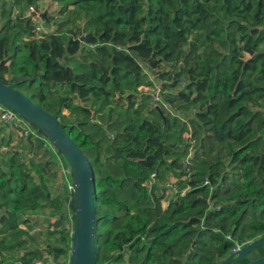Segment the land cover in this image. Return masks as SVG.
<instances>
[{
    "label": "trees",
    "instance_id": "trees-1",
    "mask_svg": "<svg viewBox=\"0 0 264 264\" xmlns=\"http://www.w3.org/2000/svg\"><path fill=\"white\" fill-rule=\"evenodd\" d=\"M15 1L38 9L39 0ZM50 1L63 17L43 34L30 16L0 10V80L58 117L90 161L96 263L219 264L234 247L228 235L239 243L263 236L264 0ZM150 72L165 83L171 111L140 90L154 86ZM2 129L1 261L49 255L63 264L73 193L72 230L53 243L20 226L32 229L24 217L44 207L61 226L68 195L51 193V166L67 163L40 131L10 147ZM171 178L176 189L163 207ZM251 253L232 264L264 256V244Z\"/></svg>",
    "mask_w": 264,
    "mask_h": 264
},
{
    "label": "water",
    "instance_id": "water-1",
    "mask_svg": "<svg viewBox=\"0 0 264 264\" xmlns=\"http://www.w3.org/2000/svg\"><path fill=\"white\" fill-rule=\"evenodd\" d=\"M47 11L40 14L44 23ZM14 83H26L27 78L14 77ZM0 105L15 112L18 116L33 125L61 153L71 170L74 186V230L68 264H97L94 249V187L93 168L71 137L60 126L59 118L51 115L39 105L31 101L21 91L12 88L0 80ZM158 111L159 108L156 107ZM264 244V235L255 241L230 253L219 264H232L245 258ZM248 264H264V256L252 260Z\"/></svg>",
    "mask_w": 264,
    "mask_h": 264
},
{
    "label": "built area",
    "instance_id": "built-area-1",
    "mask_svg": "<svg viewBox=\"0 0 264 264\" xmlns=\"http://www.w3.org/2000/svg\"><path fill=\"white\" fill-rule=\"evenodd\" d=\"M42 12L43 11L38 10L34 7H29L28 11L26 12V15H24V16L31 17L33 23L35 24V32L37 34H43V33H47L48 31H50L41 22L40 14ZM140 90L143 93L149 94L152 97V102H151L152 107L154 108L164 107L167 111H171V106L163 102L162 92L159 86L154 84V86L151 88H142ZM0 125L3 127L10 128L13 131L14 137L17 141L20 139L22 140L41 139L40 135L37 132L38 130L33 128L34 127L33 125H31L29 122H27L26 120L18 116L12 110L5 108L2 105H0ZM57 164H58L57 167L62 177L63 184L65 185L66 191L69 194L67 200L65 201V205H66L65 217H67L70 221H72V212H71L70 205L72 201V193L74 190V186L72 183L71 170L68 165L65 166L64 162L60 159V157L57 158ZM154 183H155V174H152L150 175L149 179L145 182L144 185L147 188H150ZM174 183H175V180L171 178L164 185L165 197L163 199V204L165 205H167L170 198L173 197V193L175 192V189H176V186ZM204 184L206 185L207 182H205ZM227 239L234 243V247L232 248L230 253H234L241 247L251 243V241H245V242L239 243L236 240H234L232 237H230L229 235L227 236ZM63 264H68V261L64 262Z\"/></svg>",
    "mask_w": 264,
    "mask_h": 264
},
{
    "label": "rangeland",
    "instance_id": "rangeland-1",
    "mask_svg": "<svg viewBox=\"0 0 264 264\" xmlns=\"http://www.w3.org/2000/svg\"><path fill=\"white\" fill-rule=\"evenodd\" d=\"M71 9H72V7H68L67 10H71ZM0 10H5L4 17L10 16L11 18L16 17L21 12L23 15H26V12H27V11H22V8L20 9L16 5L15 0H0ZM38 10H41L43 12L47 11V22L46 23L49 24L47 29L50 31H54L56 29L57 22L60 19H62V17H63V14H61V7L54 4L50 0H39ZM4 17H3V19H4ZM48 20H49V22H48ZM3 23H4V20L1 21L0 27L3 25ZM150 74H151L150 77L153 80V85L155 84L157 86H161V85L165 84L163 81H160L158 79V77L155 76L154 72H150ZM16 88H17V90L21 91L23 94H26L24 88H20V86H17ZM61 115H68V112L63 111ZM63 121L65 122L67 120L63 119ZM1 131H2L1 136L8 135V134L12 133V138L10 140L11 141L10 147H13L14 145H16L18 143V141L14 137L13 131L10 128L3 127V129ZM22 145L26 146L27 144L23 142ZM7 149H8V147L7 148L4 147L0 150V152L4 153L7 151ZM26 155H29V154L26 153ZM39 157H41V154H39L37 156V160H39ZM46 159H48V158H46ZM57 166H58V164L57 165L52 164V166H51V169L56 171V178L50 183V190H51V193L59 194L62 197L64 196V198H65L67 195L69 196V194L67 193V191H66V193L64 192L65 189L63 187L62 177H61L59 170H57V168H56ZM64 203H65V201H64ZM162 206L166 207L167 205L162 204ZM101 210H104V208H102ZM51 211H52L51 208L44 207L43 209H39L37 211V213H34V214H31L30 216L24 217V219H25V221L26 220L30 221L32 229L35 231H39V230L44 231V232L51 231L53 226H54V228H57L56 224H55L56 218H54V217L48 218L50 215L49 213H52ZM111 216H112V214H110L109 218H111ZM61 225L62 226H60V227L63 229L65 228L69 231L72 230V221H70L65 216H63V221L61 222ZM107 229L111 231V227H107ZM32 235H34V234H32ZM56 236H57V234H56ZM50 242H52V241H50ZM39 249H42V246ZM258 254H260V253L257 250L255 252L251 253L250 255L249 254L248 255H249V258H252L253 256H257ZM48 260H49V258H48ZM48 260H47V258H44V260L42 262H37V264H49ZM0 261H1V257H0ZM13 261H15V260L8 261L7 263H4L1 261V264H14ZM65 261H66V259H61V261L59 263H64Z\"/></svg>",
    "mask_w": 264,
    "mask_h": 264
},
{
    "label": "crops",
    "instance_id": "crops-1",
    "mask_svg": "<svg viewBox=\"0 0 264 264\" xmlns=\"http://www.w3.org/2000/svg\"><path fill=\"white\" fill-rule=\"evenodd\" d=\"M49 214H50V215H49L48 218H50V217H54V218H55V216H52L51 213H49ZM30 215H31V214H30ZM30 215H29V216H30ZM55 224H56V227H57V228H54V226H53V227H52V230H51V231H47V232L40 231V230H39V231H35V230H33V229L28 230V227H26L24 224L20 226V229L25 230V231L28 232L30 235L34 234L35 232H41L42 235H43V237H44V238H43V241H44L46 244H49V243H53L55 239L59 238L60 230H63V228H61L60 225L57 226V221H56V220H55ZM61 226H62V225H61ZM33 232H34V233H33ZM50 234H51L52 236H54V238H49V235H50ZM56 234H57V236H56ZM46 241H47V242H46ZM50 241H52V242H50ZM27 247H28V248H32L31 245H28ZM43 258H47V260H48V258H49V260H48L49 264H55V262H53V259H52L51 256L46 255V256L43 257ZM18 259H19V258L17 257V258L15 259V261H13L14 264H21L20 261H19ZM51 259H52V260H51ZM48 262H47V263H48Z\"/></svg>",
    "mask_w": 264,
    "mask_h": 264
}]
</instances>
